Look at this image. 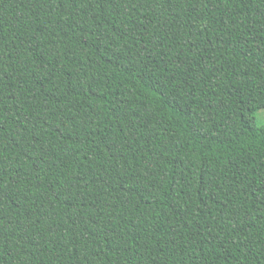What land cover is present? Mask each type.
<instances>
[{"label": "trees", "instance_id": "trees-1", "mask_svg": "<svg viewBox=\"0 0 264 264\" xmlns=\"http://www.w3.org/2000/svg\"><path fill=\"white\" fill-rule=\"evenodd\" d=\"M264 0H0V264H264Z\"/></svg>", "mask_w": 264, "mask_h": 264}, {"label": "rangeland", "instance_id": "rangeland-1", "mask_svg": "<svg viewBox=\"0 0 264 264\" xmlns=\"http://www.w3.org/2000/svg\"><path fill=\"white\" fill-rule=\"evenodd\" d=\"M255 120L258 124H264V108H261L255 112Z\"/></svg>", "mask_w": 264, "mask_h": 264}]
</instances>
